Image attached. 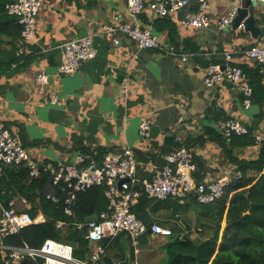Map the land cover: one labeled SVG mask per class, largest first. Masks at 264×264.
I'll return each instance as SVG.
<instances>
[{"label": "crops", "instance_id": "1", "mask_svg": "<svg viewBox=\"0 0 264 264\" xmlns=\"http://www.w3.org/2000/svg\"><path fill=\"white\" fill-rule=\"evenodd\" d=\"M154 1L157 0H146V8L137 21L149 26L163 45H174L179 51L190 53L186 60L159 49L138 50L123 34H118V42L106 36L102 26L113 23L114 16L119 21L134 20L126 0H42L37 31L31 41V59L12 74L0 76V122L18 136L39 162H50L92 147L106 152H119L125 146L148 151V145L153 143L150 151L159 154L163 152L158 147L164 138L172 137L193 152L197 165L195 178L199 181L238 169L234 158L258 157L264 139V105L260 104L258 93L253 92L252 102L246 107L242 94L233 84L222 81L208 87L203 77L208 63L222 62L227 51L232 52L234 63L258 66L264 85V65L245 55L249 46L264 45V32L258 31L253 36L242 25L223 30L216 27L221 15L240 6L255 9L256 23L262 27L264 3L208 0L211 24L195 28L183 26L181 19L186 12L196 10L197 0L157 18H153L149 8ZM83 35L92 36L96 55L83 61L76 71L59 75L61 44ZM3 45L8 46L6 42ZM39 69L49 74L47 89L58 96L57 103H51L38 92L34 75ZM124 82L126 93L121 87ZM142 115L157 126L155 136L146 140H141L138 133ZM230 117L249 127L250 136L256 132L262 134L261 142L253 138L252 143H243L236 137L222 141L218 125ZM261 172L248 168L245 176L257 177ZM17 205L22 204L17 202ZM165 209L161 208L153 217L161 218L159 215ZM197 231L190 236L197 237ZM158 236L161 240L157 244L139 249L127 234H120L105 242L106 253L122 259L121 251L125 249L130 253V264H158L164 255L162 245L170 232L151 234L150 241ZM4 255L5 250L0 249V264ZM26 261L31 264L30 260Z\"/></svg>", "mask_w": 264, "mask_h": 264}, {"label": "built area", "instance_id": "2", "mask_svg": "<svg viewBox=\"0 0 264 264\" xmlns=\"http://www.w3.org/2000/svg\"><path fill=\"white\" fill-rule=\"evenodd\" d=\"M197 8L186 12L182 19L183 26L204 28L211 24L208 14L209 1L197 0ZM262 2L264 0H250ZM127 10L133 21H119L104 24L102 32L114 42H118V34L131 39L138 50L144 48L159 49L169 54L180 55L186 60L190 53L179 51L174 45L165 46L159 36L149 26L137 21V16L146 8V0H126ZM190 0H157L149 4L153 18L167 16L185 8ZM42 0H9L5 4L8 14L17 18L21 24V36L24 41L31 42L37 31V16ZM237 8H231L216 20L218 30L231 27ZM61 61L57 66L59 75L76 71L81 63L96 55V47L91 35L76 36L61 44ZM247 59L264 65V45H251L245 50ZM222 81L233 84L242 94V103L249 106L252 102L253 88L249 76L240 64L232 62V52H225L222 62H210L205 68L203 82L212 87ZM35 86L39 93L46 96L51 103L58 102V96L47 89L49 74L39 69L34 75ZM122 92H127L126 83H122ZM151 120L142 115L139 121V137L141 140L150 138ZM219 132L230 140L234 135L249 132L247 126L237 118L230 117L218 125ZM257 143L262 134L254 133ZM23 165L27 167L31 177L42 173L48 175L45 195L53 202L60 200L58 192L63 196L64 213L72 215V206L78 192L92 185L104 187L107 198L106 208L96 218L85 223H78V228L86 226L85 237L90 252L86 258L74 255V246L70 243L52 238L44 240L39 248L8 245L6 238L17 233L21 228L44 221L42 213L32 216L21 209L16 200L7 204L0 200V249L5 250L1 264H24L30 260L35 264H102L101 258L106 253V243L116 236L125 233L133 244L150 229L152 234H168L170 231L158 222L146 223L133 210L139 196L144 193L152 200L176 199L184 200L194 197L200 204H210L221 198L225 188L233 180L239 179L242 172L235 169L225 172L210 180H196L197 165L193 152L185 145L161 153L158 158L139 161L132 146H125L119 152H107L101 158L84 152L64 155L50 162H39L28 148L5 125L0 122V174L7 166ZM121 181V182H120ZM57 225L64 221L57 220ZM39 258L42 260L39 261ZM29 264V263H28Z\"/></svg>", "mask_w": 264, "mask_h": 264}, {"label": "trees", "instance_id": "3", "mask_svg": "<svg viewBox=\"0 0 264 264\" xmlns=\"http://www.w3.org/2000/svg\"><path fill=\"white\" fill-rule=\"evenodd\" d=\"M8 1L0 0V76L12 74L23 62H29L33 49L31 42L23 40L22 26L17 18L7 13L5 4ZM4 42L8 46H4ZM240 65L251 78L250 85L254 95L258 93L260 104L264 105V85L260 81L263 75L259 67ZM248 129V133H251L252 130ZM248 133L233 137L241 139L243 143H252L254 137ZM222 139L226 140L225 137ZM181 145L185 144L174 141L172 137H165L158 148L164 153ZM152 147L153 143L148 145V151L136 148L138 160L158 158L161 153H152ZM83 152L98 158L107 153L106 150L95 147L84 149ZM232 160L238 164L242 176L228 184L224 195L213 203L200 204L194 197L181 203L176 199L152 200L144 193L139 196L133 206L136 215L146 223L158 222L170 231V237L162 245L164 255L158 264H264V139L256 159ZM248 168L262 172L257 177L245 176ZM47 179L46 173L31 177L27 167L23 165L7 166L0 174V200L3 203L7 204L13 199L21 202L20 208L32 216L38 212L44 216V221L27 225L8 236L6 243L39 248L45 239L52 238L72 244L74 255L86 258L90 252L85 237L86 226L78 228L77 224L96 218L106 208L104 187L92 185L78 192L72 206L73 214L66 215L63 196L59 192L58 202L46 197ZM161 208L170 209L172 216L193 209L195 226L199 228L200 235L191 237L188 231L180 229V224L171 223L168 219H155L153 215ZM57 220L64 221V225H57ZM223 220L225 226L222 228ZM125 251H121V257H124ZM130 251L133 252V249ZM23 263L28 264L26 260Z\"/></svg>", "mask_w": 264, "mask_h": 264}, {"label": "water", "instance_id": "4", "mask_svg": "<svg viewBox=\"0 0 264 264\" xmlns=\"http://www.w3.org/2000/svg\"><path fill=\"white\" fill-rule=\"evenodd\" d=\"M255 9H251V6H240L237 8L236 15L234 17L232 26L237 28L242 25L245 30L251 32L253 36L258 33V31L264 32V26L258 27L255 17ZM157 130L156 125H151L150 137L155 136V131ZM121 182V181H120ZM148 232L152 234L149 229ZM102 264H130V253L127 251L122 259H115L107 253H104L101 258Z\"/></svg>", "mask_w": 264, "mask_h": 264}, {"label": "rangeland", "instance_id": "5", "mask_svg": "<svg viewBox=\"0 0 264 264\" xmlns=\"http://www.w3.org/2000/svg\"><path fill=\"white\" fill-rule=\"evenodd\" d=\"M159 217L161 218H157L159 220L165 221V220H170L171 223H173L174 221H176L177 224H180V229L187 230L190 234L194 233L197 231V228L195 226V212L193 209H190L187 213L184 212H179L177 214V216H172L171 215V210L166 208L165 210H163ZM173 220V221H172ZM187 225H189V228H187ZM199 232V231H197ZM169 234V233H168ZM200 233H198L199 235ZM150 235L149 233L145 234V237L142 236L139 238L138 243L134 244V246L136 248L142 249V248H150L151 244L155 245V243L157 244V242H159L161 240V238L155 237V239H153V242L150 241ZM166 238V236H165Z\"/></svg>", "mask_w": 264, "mask_h": 264}]
</instances>
